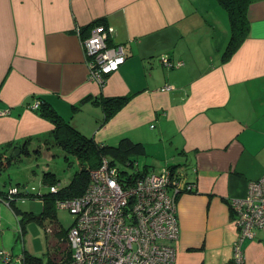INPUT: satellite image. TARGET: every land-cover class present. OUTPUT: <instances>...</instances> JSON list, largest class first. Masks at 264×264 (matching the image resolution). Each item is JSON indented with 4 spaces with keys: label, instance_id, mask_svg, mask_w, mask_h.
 I'll return each instance as SVG.
<instances>
[{
    "label": "crops",
    "instance_id": "crops-1",
    "mask_svg": "<svg viewBox=\"0 0 264 264\" xmlns=\"http://www.w3.org/2000/svg\"><path fill=\"white\" fill-rule=\"evenodd\" d=\"M247 18L235 41L217 0H0V145L54 129L37 99L97 143L149 130L194 184L177 196L175 264L232 260L240 231L229 202L264 175V0ZM97 26L126 57L103 87L84 49ZM163 55L183 63L169 68ZM241 251L240 264H264V227Z\"/></svg>",
    "mask_w": 264,
    "mask_h": 264
},
{
    "label": "built area",
    "instance_id": "built-area-1",
    "mask_svg": "<svg viewBox=\"0 0 264 264\" xmlns=\"http://www.w3.org/2000/svg\"><path fill=\"white\" fill-rule=\"evenodd\" d=\"M112 31L97 26L84 43L90 79L102 85L126 60L120 45L110 43ZM160 61L169 68H179L183 63H174L168 55L161 56ZM41 103L37 99L33 109ZM4 114L6 111H0ZM191 190L193 186L168 168L126 182L104 159L100 168L90 172L83 196L55 202L57 208L69 209L75 218L67 235L69 249L57 264H175L177 196ZM29 195L27 186L13 187L5 202L10 205L12 199L26 200ZM232 208L240 238L234 244L233 259L223 264H240L243 239L264 227V175L249 184L246 197L233 200ZM11 257L0 251L4 262L10 263Z\"/></svg>",
    "mask_w": 264,
    "mask_h": 264
},
{
    "label": "rangeland",
    "instance_id": "rangeland-1",
    "mask_svg": "<svg viewBox=\"0 0 264 264\" xmlns=\"http://www.w3.org/2000/svg\"><path fill=\"white\" fill-rule=\"evenodd\" d=\"M154 127L155 125H152L151 128ZM148 131L142 130L139 139H133L144 144L145 153L135 158L136 165L133 167L124 166L116 160V165L120 169H127L128 173H132L135 168L139 170L146 168L157 173L162 167L172 164L170 157L165 158L166 144L158 139L152 143L154 136ZM122 137L118 140H103L102 143L119 145ZM17 150L20 151L16 153ZM78 169L77 159L65 153L62 146L53 141V136L49 132L33 135L23 141L16 140L0 145V193H8L11 188L22 186H27L30 193L35 195L39 191L45 193L48 191L44 186L45 173L52 171L54 181L65 185ZM30 197L32 196L29 195L28 198ZM41 200V197L37 199L39 203L32 200H16L15 205L20 210L27 215L33 213L31 214L33 218L26 221L22 229L21 216H17L5 200L0 199V251L8 252L12 256L10 263L0 259V264H23L21 258L26 252L41 258L44 262L54 254L63 257L66 254L67 248L60 241V237L67 236L75 218L69 209L57 208L53 203L47 204L46 207L51 206V212L55 215L38 218L42 211ZM48 229L51 231H47Z\"/></svg>",
    "mask_w": 264,
    "mask_h": 264
},
{
    "label": "trees",
    "instance_id": "trees-1",
    "mask_svg": "<svg viewBox=\"0 0 264 264\" xmlns=\"http://www.w3.org/2000/svg\"><path fill=\"white\" fill-rule=\"evenodd\" d=\"M220 7L226 11L229 17L231 36L234 37V40H242L244 39L248 27L249 21L247 18V12L250 6L254 3H257L261 0H217ZM111 45H113L111 43ZM121 103L118 106H112L108 108L107 105L106 110L107 114L110 110H116L120 107ZM41 117L51 121L54 126V129L51 130V134L53 136V141L62 146L65 153H68L70 157H75L77 159V163L79 169L74 174V176L65 183V185H60L54 181L52 178V171L45 173L44 176V186L48 188V191L42 193L39 191L37 194L41 196L43 201L41 216L38 218H43L44 216L50 215L54 216L52 213L51 206L46 207L47 204H52L56 207L55 202L57 199H75L83 196L88 189L90 182V172L100 168L103 164L104 159L109 162V165L115 167L119 170L122 175V179L126 180V182L136 181L138 178H142L146 174L150 173V171L146 168L143 170H139L135 168L132 173H128L127 169H120L116 165V160L119 161L120 164L128 167H133L136 165V159L140 155L145 153V146L142 142H135L132 139L125 137L119 141V145H109L97 143L94 138L87 137L77 131L70 122H62L59 120V116L56 114L53 108L49 106L48 103H41L40 107L37 110ZM163 168H168L172 171L175 170L171 165H166ZM160 169V170H161ZM159 170V171H160ZM185 178V177H183ZM187 183H189L187 181ZM191 186H194L190 183ZM56 186V188L51 189ZM35 194V193H34ZM4 200L7 199V194L5 197H2ZM16 200L12 199L10 201V205H8L17 216H21L20 223L22 225L25 224L26 221L32 219L33 213H28V215L20 210L15 205ZM230 205L233 203L229 202ZM235 218V214L232 215ZM257 229V228H256ZM47 231H51L48 229ZM59 233H61L59 231ZM68 235V232H67ZM60 241L62 244H65L67 250L68 246V238L60 237ZM66 256V255H64ZM63 255H56L49 258L47 262H44L41 258L35 257L29 253H25L21 260L23 264H57Z\"/></svg>",
    "mask_w": 264,
    "mask_h": 264
},
{
    "label": "water",
    "instance_id": "water-1",
    "mask_svg": "<svg viewBox=\"0 0 264 264\" xmlns=\"http://www.w3.org/2000/svg\"><path fill=\"white\" fill-rule=\"evenodd\" d=\"M121 50H122V49H121ZM96 83H97V82H96ZM97 84H98L100 87H103L102 84H100V83H97ZM19 151H20V150H17L16 153L19 152Z\"/></svg>",
    "mask_w": 264,
    "mask_h": 264
}]
</instances>
